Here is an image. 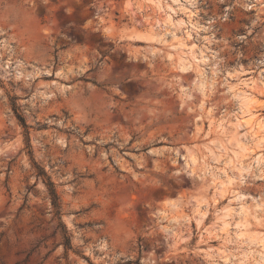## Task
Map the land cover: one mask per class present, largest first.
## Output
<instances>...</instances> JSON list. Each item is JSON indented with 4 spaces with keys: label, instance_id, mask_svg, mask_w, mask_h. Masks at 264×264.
Here are the masks:
<instances>
[{
    "label": "rangeland",
    "instance_id": "rangeland-1",
    "mask_svg": "<svg viewBox=\"0 0 264 264\" xmlns=\"http://www.w3.org/2000/svg\"><path fill=\"white\" fill-rule=\"evenodd\" d=\"M262 1L0 0V264H264Z\"/></svg>",
    "mask_w": 264,
    "mask_h": 264
},
{
    "label": "bare ground",
    "instance_id": "bare-ground-1",
    "mask_svg": "<svg viewBox=\"0 0 264 264\" xmlns=\"http://www.w3.org/2000/svg\"><path fill=\"white\" fill-rule=\"evenodd\" d=\"M263 2V4H264V1H262ZM264 6V5H263ZM180 45H181V43H179ZM169 55V54H168ZM171 56V55H170ZM8 65V64H7ZM8 67V66H7ZM245 73H246V71L245 70H235V75H234V77L237 79V80H239V84H241L242 85V88L241 89H239V90H235L234 91V96L235 97H237V99L239 98V100L240 101H243V102H247V101H252V100H247V97H249V96H247V92H246V90H244L245 88H248L250 85V83H249V81L251 80V78H248V79H246V78H243V76L245 75ZM258 77L259 78H262V75L259 73L258 74ZM203 84V83H202ZM203 86V85H202ZM238 87V86H237ZM204 88V87H203ZM202 88V89H203ZM235 88V87H234ZM201 89V88H200ZM201 89V90H202ZM200 90V91H201ZM247 91H248V89H247ZM236 92V93H235ZM248 95H249V93H248ZM239 101V102H240ZM245 105H247L248 103H244ZM243 106V105H242ZM241 107V106H240ZM244 107V106H243ZM242 109V108H241ZM247 111V110H246ZM249 111H250V109H249ZM192 157V155L190 154V155H188L187 154V159H185V165H186V167H188V165H189V163H193L194 162V159H192L191 158Z\"/></svg>",
    "mask_w": 264,
    "mask_h": 264
}]
</instances>
